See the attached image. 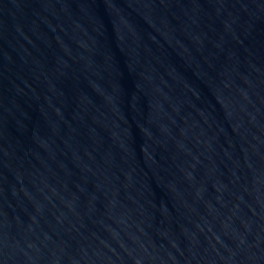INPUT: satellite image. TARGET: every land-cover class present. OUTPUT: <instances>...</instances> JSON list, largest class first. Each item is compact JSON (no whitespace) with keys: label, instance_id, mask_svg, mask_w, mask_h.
<instances>
[{"label":"water","instance_id":"95a60500","mask_svg":"<svg viewBox=\"0 0 264 264\" xmlns=\"http://www.w3.org/2000/svg\"><path fill=\"white\" fill-rule=\"evenodd\" d=\"M0 264H264V0H0Z\"/></svg>","mask_w":264,"mask_h":264}]
</instances>
